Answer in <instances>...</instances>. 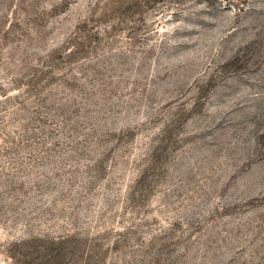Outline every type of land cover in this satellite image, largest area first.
Masks as SVG:
<instances>
[{"label":"rangeland","instance_id":"374dc122","mask_svg":"<svg viewBox=\"0 0 264 264\" xmlns=\"http://www.w3.org/2000/svg\"><path fill=\"white\" fill-rule=\"evenodd\" d=\"M0 264H264V0H0Z\"/></svg>","mask_w":264,"mask_h":264}]
</instances>
